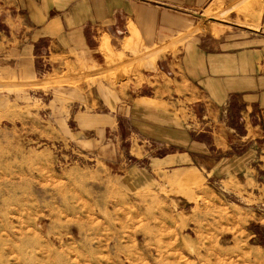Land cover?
<instances>
[{
  "label": "rangeland",
  "instance_id": "obj_1",
  "mask_svg": "<svg viewBox=\"0 0 264 264\" xmlns=\"http://www.w3.org/2000/svg\"><path fill=\"white\" fill-rule=\"evenodd\" d=\"M121 35L60 71L46 45L29 74L0 53V264H264L262 131L236 98L216 124L205 102L150 99L146 69L168 81L156 58L177 49L120 57Z\"/></svg>",
  "mask_w": 264,
  "mask_h": 264
},
{
  "label": "crops",
  "instance_id": "obj_2",
  "mask_svg": "<svg viewBox=\"0 0 264 264\" xmlns=\"http://www.w3.org/2000/svg\"><path fill=\"white\" fill-rule=\"evenodd\" d=\"M219 19L222 29L215 31L212 21ZM112 28L122 31L113 40L120 57L175 45L176 59L170 51L156 58L171 73L168 81L157 68L145 71L140 86L150 99L176 94L168 102H205L203 117L216 124L220 107L236 98L245 135L262 131L264 138V0H0V53L27 74L38 44L57 71L72 56L98 64L104 50L98 35Z\"/></svg>",
  "mask_w": 264,
  "mask_h": 264
}]
</instances>
